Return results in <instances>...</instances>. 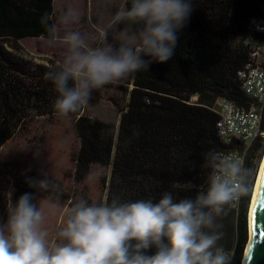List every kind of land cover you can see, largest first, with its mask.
<instances>
[{"label":"trees","instance_id":"obj_1","mask_svg":"<svg viewBox=\"0 0 264 264\" xmlns=\"http://www.w3.org/2000/svg\"><path fill=\"white\" fill-rule=\"evenodd\" d=\"M54 5L55 0H0V146L31 116L56 115L53 104L58 94L45 74L57 67L25 58L18 45L25 38L46 39L40 18L44 13L54 16ZM193 6L177 32L174 57L165 63L153 61L148 71L128 78L133 87L123 89L126 105L116 100L119 124L88 115L85 108L72 115L79 138L74 159L77 183H84L99 167L107 172L103 182L108 199L158 200L165 192L177 199L195 196L207 186L204 153L233 147L219 135L216 107L221 99L246 106L254 103L243 87L241 72L253 47L264 43V32L253 23H264V0H193ZM263 151L264 139L259 138L246 156L245 166L254 169V181ZM26 176L39 178L31 166L9 168L0 159V218H7L10 196L15 201L33 193L34 202L43 197L29 187ZM62 188L59 202L64 212L75 196L91 201L86 193ZM251 199L252 195L242 198L238 210L218 218L224 233L219 243L234 252L233 264H242L250 238ZM154 253L152 248L147 254Z\"/></svg>","mask_w":264,"mask_h":264},{"label":"clouds","instance_id":"obj_2","mask_svg":"<svg viewBox=\"0 0 264 264\" xmlns=\"http://www.w3.org/2000/svg\"><path fill=\"white\" fill-rule=\"evenodd\" d=\"M193 7V0H130V6L115 9L95 36L74 27L80 20L74 7L58 18L44 13L40 24L46 43L65 49L57 69L45 74L58 94L53 104L57 117L66 119L82 111L93 90L118 86L132 74L148 71L153 61H170L177 32ZM253 23L264 31V26ZM120 24L126 27L117 32ZM110 32L115 39L119 34L118 46L108 43ZM203 167L209 170L207 186L195 196L177 199L165 192L158 200L98 201L75 196L54 231L48 218L52 208L62 211V185L51 172L41 170L42 178L26 176L29 187L50 197L49 209L41 202L43 197L34 202L33 193L7 199V218H0V264H231L233 253L219 243L224 233L218 218L251 197L255 172L240 157L216 148L204 153ZM259 237L253 207L246 250L250 260L256 245L264 243V232ZM152 248L155 253L147 254Z\"/></svg>","mask_w":264,"mask_h":264},{"label":"rangeland","instance_id":"obj_3","mask_svg":"<svg viewBox=\"0 0 264 264\" xmlns=\"http://www.w3.org/2000/svg\"><path fill=\"white\" fill-rule=\"evenodd\" d=\"M128 3L130 0H55L54 16L58 18L68 7H74L80 15L79 23L74 27L85 34L95 36L97 29L108 22L115 9ZM125 27V24H120L116 31H123ZM117 39L119 34H116L115 39L114 34L109 33L108 43L118 46ZM18 45L25 58L50 67H58V63L62 61L65 54L62 45L49 46L43 37L25 38L18 41ZM132 87L133 85L129 84L127 79L118 86L107 85L100 91L93 90L90 104L85 107L84 112L104 121L119 124L121 113L116 100L125 106L128 97L123 89L130 90ZM192 100L196 101L197 98L193 97ZM75 120L76 117L72 115L66 119H60L57 115L31 116L23 122L21 127L14 130L12 137L0 146L2 164L9 168L18 167L21 170L25 166H31L37 171L39 178H42L41 170L51 172L52 177L66 190L71 192L77 189L78 192L86 193L91 201L107 197L103 182L107 172L104 168L96 167L84 183H77L75 180L74 159L79 148V138L74 128ZM263 156L264 151L262 159ZM41 202L48 210L49 199L43 198ZM51 211L48 226L54 231L62 220L64 207L62 211L55 208Z\"/></svg>","mask_w":264,"mask_h":264},{"label":"built area","instance_id":"obj_4","mask_svg":"<svg viewBox=\"0 0 264 264\" xmlns=\"http://www.w3.org/2000/svg\"><path fill=\"white\" fill-rule=\"evenodd\" d=\"M264 26V23H258ZM264 32V31H261ZM264 43L256 44L251 60L241 72L245 91L254 99L249 106L221 99L216 111L219 115L218 130L222 140L233 147L224 154L238 156L244 160L250 147L264 137ZM242 201V199H241ZM241 201L235 207L239 209ZM231 251V250H230ZM231 260L233 264L234 252ZM243 263V262H242Z\"/></svg>","mask_w":264,"mask_h":264},{"label":"water","instance_id":"obj_5","mask_svg":"<svg viewBox=\"0 0 264 264\" xmlns=\"http://www.w3.org/2000/svg\"><path fill=\"white\" fill-rule=\"evenodd\" d=\"M264 204V169L262 172L260 184L258 187L254 207L257 209V222L264 223V207H260V205ZM249 230H250V219H249ZM260 229H257L259 232ZM249 242V241H248ZM248 248V244L246 250ZM244 258H246V264H264V243H259L256 245L253 253V257L250 260L248 255H246V251L244 254ZM243 258V260H244Z\"/></svg>","mask_w":264,"mask_h":264},{"label":"bare ground","instance_id":"obj_6","mask_svg":"<svg viewBox=\"0 0 264 264\" xmlns=\"http://www.w3.org/2000/svg\"><path fill=\"white\" fill-rule=\"evenodd\" d=\"M263 169H264V156H263V159H262V162H261V166L259 168V173L257 175L256 181H255V184H254V191H253V194H252V199H251V204H250L249 219H250V216H251L252 208L254 207V203H255V199H256V195H257L258 187H259V184H260V180H261ZM242 264H246V258H244Z\"/></svg>","mask_w":264,"mask_h":264},{"label":"snow or ice","instance_id":"obj_7","mask_svg":"<svg viewBox=\"0 0 264 264\" xmlns=\"http://www.w3.org/2000/svg\"><path fill=\"white\" fill-rule=\"evenodd\" d=\"M260 207H264V204L260 205ZM255 211H256V218H257V209H255ZM258 228L260 229V231L257 232V239L260 238V237H259L260 232H264V223H258V222H257V229H258Z\"/></svg>","mask_w":264,"mask_h":264},{"label":"flooded vegetation","instance_id":"obj_8","mask_svg":"<svg viewBox=\"0 0 264 264\" xmlns=\"http://www.w3.org/2000/svg\"><path fill=\"white\" fill-rule=\"evenodd\" d=\"M262 139H264V137H262ZM258 141V140H257Z\"/></svg>","mask_w":264,"mask_h":264}]
</instances>
